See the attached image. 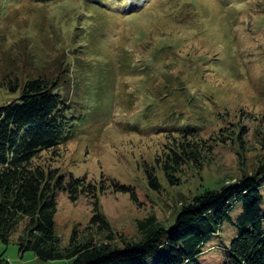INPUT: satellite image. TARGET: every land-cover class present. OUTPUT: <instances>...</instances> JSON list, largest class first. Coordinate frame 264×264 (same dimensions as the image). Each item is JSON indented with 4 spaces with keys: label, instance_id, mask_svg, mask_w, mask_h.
Returning <instances> with one entry per match:
<instances>
[{
    "label": "rangeland",
    "instance_id": "obj_1",
    "mask_svg": "<svg viewBox=\"0 0 264 264\" xmlns=\"http://www.w3.org/2000/svg\"><path fill=\"white\" fill-rule=\"evenodd\" d=\"M39 75L55 81L76 110L95 108L73 140L38 159L92 184L75 201L58 192L54 220L61 246L75 228L80 237L104 239L85 231L94 203L120 244L137 238L138 220L154 216L168 225L197 193L264 162V0H117L105 8L86 0L0 1V82L18 78L14 92L0 85V106L20 96L25 79ZM169 75L187 84L193 107L184 93L170 92L171 99L184 116L202 113L201 136L214 144L205 163L175 174V184L156 164L166 135L147 130L170 106V99H160L165 92H155ZM145 169L156 174L158 189L148 184ZM261 183L264 207V178ZM240 209L237 203L233 218ZM23 226L7 244L0 240L8 264H68L20 252ZM237 233L226 222L190 264H224V246Z\"/></svg>",
    "mask_w": 264,
    "mask_h": 264
},
{
    "label": "trees",
    "instance_id": "obj_2",
    "mask_svg": "<svg viewBox=\"0 0 264 264\" xmlns=\"http://www.w3.org/2000/svg\"><path fill=\"white\" fill-rule=\"evenodd\" d=\"M4 1V0H0ZM51 3L58 0H29ZM105 8L117 0H86ZM164 76L155 92H165L160 99H170L159 122L147 130L162 132L167 143L156 164L166 179L175 184L184 165L200 166L212 153L213 138H204L206 119L192 111L184 116L170 92L184 93L192 108L193 96L187 84L179 78ZM175 81V82H174ZM14 92L18 78L9 76L0 82ZM20 96L0 106V240L7 244L16 227L24 221L17 244L20 252L32 251L42 260H62L68 264H190L198 261L206 245L228 222L238 231L225 244L224 264H264V207L261 179L264 162L253 173H244L233 182L219 188H205L178 208L170 224L160 223L154 216L137 221V238L113 242L108 220L94 203L93 214L85 231L93 235L80 237L75 228L67 246H61L55 232L58 192L71 201L87 195L92 184L86 176L60 172L38 159L43 153H54L73 140L90 120L94 107L76 110L75 103L55 81L45 76H31L20 85ZM186 92V93H185ZM93 109V110H92ZM147 182L160 187L156 174L145 169ZM263 175L260 177V174ZM122 189H125L121 185ZM241 209L236 218L232 210ZM0 264L8 261L0 257Z\"/></svg>",
    "mask_w": 264,
    "mask_h": 264
}]
</instances>
